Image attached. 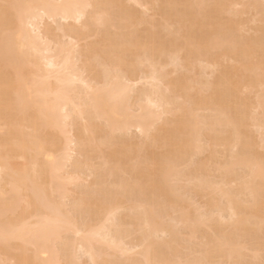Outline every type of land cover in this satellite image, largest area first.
I'll return each mask as SVG.
<instances>
[{"label": "bare ground", "instance_id": "obj_1", "mask_svg": "<svg viewBox=\"0 0 264 264\" xmlns=\"http://www.w3.org/2000/svg\"><path fill=\"white\" fill-rule=\"evenodd\" d=\"M0 264H264V0H0Z\"/></svg>", "mask_w": 264, "mask_h": 264}]
</instances>
